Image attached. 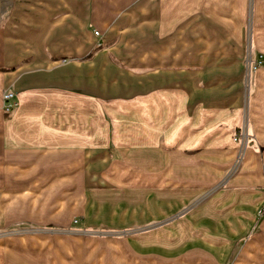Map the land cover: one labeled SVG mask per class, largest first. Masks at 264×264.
Listing matches in <instances>:
<instances>
[{
    "label": "crops",
    "instance_id": "0c3cea01",
    "mask_svg": "<svg viewBox=\"0 0 264 264\" xmlns=\"http://www.w3.org/2000/svg\"><path fill=\"white\" fill-rule=\"evenodd\" d=\"M250 42L264 0H0L4 181L113 186L88 222H163L133 246L165 264H264Z\"/></svg>",
    "mask_w": 264,
    "mask_h": 264
},
{
    "label": "rangeland",
    "instance_id": "374dc122",
    "mask_svg": "<svg viewBox=\"0 0 264 264\" xmlns=\"http://www.w3.org/2000/svg\"><path fill=\"white\" fill-rule=\"evenodd\" d=\"M256 45L244 43L251 62L248 98L260 100L264 116V57H258L264 47L259 51ZM260 120L264 130V117ZM1 173L0 264H165L133 246L141 237L139 243H146L147 233L161 230L163 222L125 229L88 222L84 211L92 198L113 186L40 184L18 178V171L4 181Z\"/></svg>",
    "mask_w": 264,
    "mask_h": 264
},
{
    "label": "built area",
    "instance_id": "2783aa9c",
    "mask_svg": "<svg viewBox=\"0 0 264 264\" xmlns=\"http://www.w3.org/2000/svg\"><path fill=\"white\" fill-rule=\"evenodd\" d=\"M98 34V32H97ZM15 94L14 92L10 90H6L3 93V101H4V110L6 113H11L17 106H18V101L14 99Z\"/></svg>",
    "mask_w": 264,
    "mask_h": 264
},
{
    "label": "water",
    "instance_id": "95a60500",
    "mask_svg": "<svg viewBox=\"0 0 264 264\" xmlns=\"http://www.w3.org/2000/svg\"><path fill=\"white\" fill-rule=\"evenodd\" d=\"M251 67V62H250V64H249V68Z\"/></svg>",
    "mask_w": 264,
    "mask_h": 264
}]
</instances>
